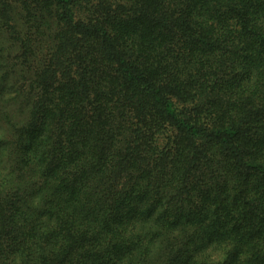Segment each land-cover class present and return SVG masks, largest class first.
Returning a JSON list of instances; mask_svg holds the SVG:
<instances>
[{
    "label": "trees",
    "instance_id": "obj_1",
    "mask_svg": "<svg viewBox=\"0 0 264 264\" xmlns=\"http://www.w3.org/2000/svg\"><path fill=\"white\" fill-rule=\"evenodd\" d=\"M0 264H264V0H0Z\"/></svg>",
    "mask_w": 264,
    "mask_h": 264
}]
</instances>
